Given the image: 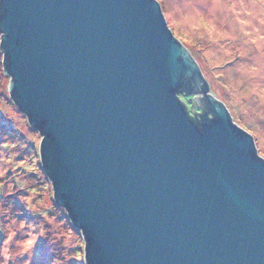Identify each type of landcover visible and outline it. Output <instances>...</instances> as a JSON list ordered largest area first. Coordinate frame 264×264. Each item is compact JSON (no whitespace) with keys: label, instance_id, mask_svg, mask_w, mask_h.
<instances>
[{"label":"water","instance_id":"obj_1","mask_svg":"<svg viewBox=\"0 0 264 264\" xmlns=\"http://www.w3.org/2000/svg\"><path fill=\"white\" fill-rule=\"evenodd\" d=\"M0 32L87 264H264V158L158 0H0Z\"/></svg>","mask_w":264,"mask_h":264},{"label":"rangeland","instance_id":"obj_2","mask_svg":"<svg viewBox=\"0 0 264 264\" xmlns=\"http://www.w3.org/2000/svg\"><path fill=\"white\" fill-rule=\"evenodd\" d=\"M158 2L212 95L253 136L264 158V0ZM3 60L0 50V264H87L83 232L54 198L42 135L10 95ZM182 94L195 113V103Z\"/></svg>","mask_w":264,"mask_h":264},{"label":"flooded vegetation","instance_id":"obj_3","mask_svg":"<svg viewBox=\"0 0 264 264\" xmlns=\"http://www.w3.org/2000/svg\"><path fill=\"white\" fill-rule=\"evenodd\" d=\"M209 86H210V84H209ZM190 100H192L193 103H195V105L197 107L195 113H192L191 111H189L188 106L186 105L187 106V110L189 111V114H190V116H191V118L193 119L194 122H197L198 124H201V116L205 115L206 113H208V117L209 118H212V115H211V113L208 112V110L202 109L200 101H199L200 100L199 98H196V96L194 95V96H190Z\"/></svg>","mask_w":264,"mask_h":264},{"label":"trees","instance_id":"obj_4","mask_svg":"<svg viewBox=\"0 0 264 264\" xmlns=\"http://www.w3.org/2000/svg\"><path fill=\"white\" fill-rule=\"evenodd\" d=\"M182 95H184V94H182ZM179 98L181 99V96H179ZM189 99H190V97H189Z\"/></svg>","mask_w":264,"mask_h":264},{"label":"bare ground","instance_id":"obj_5","mask_svg":"<svg viewBox=\"0 0 264 264\" xmlns=\"http://www.w3.org/2000/svg\"><path fill=\"white\" fill-rule=\"evenodd\" d=\"M4 53V52H3ZM5 54V53H4ZM84 235V234H83Z\"/></svg>","mask_w":264,"mask_h":264}]
</instances>
